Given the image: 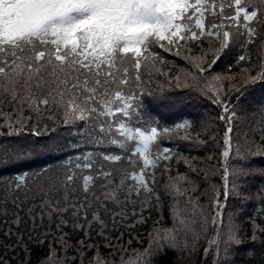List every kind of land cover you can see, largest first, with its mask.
<instances>
[{"label": "snow or ice", "instance_id": "1", "mask_svg": "<svg viewBox=\"0 0 264 264\" xmlns=\"http://www.w3.org/2000/svg\"><path fill=\"white\" fill-rule=\"evenodd\" d=\"M257 40L264 46V0H0V101H3L0 120L10 129L9 134H18L34 117L38 122L42 118L60 116L64 125L73 127L82 122L84 127L77 128L79 136L86 137L92 144L114 146L116 151L106 149L101 154L103 161L117 164L126 158L132 165L131 169H119L120 182L105 195V200H118V194L125 191V202L139 207L132 215L143 222L150 218L143 213L158 209L161 204L155 169L160 168L162 174L171 171L168 162L173 159L174 150L160 149L159 143L173 132L185 130L178 139L197 147L206 145L205 140L199 139V133L196 141L191 140L187 131L191 127L189 121L176 123L171 128L161 127L150 114V104L163 98L165 92V85L152 87L154 72L170 76L156 67L157 62H165L159 50L181 57L193 71L180 69L178 74L170 76L169 84L174 82L176 87L201 94L214 105L223 104L219 117L226 124L222 144L215 135L208 137L222 148L219 168L209 166L213 174L219 171L222 190L211 186L215 197L211 206L216 209L212 217L216 236L204 251L207 255L215 247L214 264H229L232 248L243 241L237 235L238 226L231 215L227 220V232H221L225 226L226 202L230 196L240 197L241 178L250 174L243 167L234 166L232 161L264 158V108L257 110L259 127L253 130L260 131L261 143L256 145L245 139L241 145L239 140L234 142L232 136L236 107L230 102L224 103L221 96L233 93L238 104L249 88L264 85V59L253 63L247 52ZM193 47L199 49L200 55H191ZM236 50L240 54L235 63L244 62L246 67L232 75H207L222 56ZM209 55L213 57L210 61L207 60ZM4 105L10 108L9 112L2 110ZM209 127L204 126L205 134ZM34 134L41 133L34 129ZM153 147L157 148L156 153L152 152ZM133 157L139 159L133 160ZM213 159V156L207 157L209 161ZM196 162L194 158H184L193 173L197 171ZM96 165L94 154L88 152L77 157L74 164L68 161L66 171L58 172L55 178L40 172L34 179L44 176L55 184L63 177V184L67 186L77 178L74 170L91 171ZM96 170L112 183L111 168L105 170L100 164ZM93 181L92 175L83 176L86 193ZM20 187L19 183L15 184L16 189ZM162 190L174 201L173 227H156L160 221H155L153 231L148 234V246L142 253L134 250L135 260L125 262L122 254L121 264H149L151 257L165 247L182 250L177 233L181 227L187 228L189 218L181 216L177 210L181 197L185 207L190 206L191 216L203 215V206L193 195L194 181L188 175L169 176ZM257 198L264 200V190ZM46 206L57 216L69 210L51 203ZM70 207L74 216L83 212L87 218V197L84 202ZM258 212L264 214V207ZM94 219L99 220V216ZM207 222L205 216L204 223ZM100 223L104 227L103 222ZM62 226L57 225V228ZM77 226L83 228V225ZM258 238L264 242V227L255 225L252 240ZM61 242L65 248L69 247L64 237ZM80 246L97 247L84 241ZM54 254L55 249L50 245L49 259ZM95 264L108 262L97 252Z\"/></svg>", "mask_w": 264, "mask_h": 264}, {"label": "trees", "instance_id": "2", "mask_svg": "<svg viewBox=\"0 0 264 264\" xmlns=\"http://www.w3.org/2000/svg\"><path fill=\"white\" fill-rule=\"evenodd\" d=\"M203 47L206 49L207 43ZM159 51L165 61L156 64L161 72L170 73L171 76L178 74L183 68L193 71L181 57L165 53L162 49ZM247 52L251 55L253 63L264 59V46L260 40L250 45ZM183 54L182 52V56ZM239 54V50L228 52L207 75L239 73L242 67H246L244 62L239 65L235 63ZM191 55H200L199 49L193 47ZM211 59L213 57L209 55L207 60ZM170 76L155 72L153 74L152 87L165 85V92L163 98L150 104L151 117L161 127L170 128L176 123L189 121L191 127L187 131L191 140L196 141L199 133V139L205 140L206 145L197 147L192 142L178 139L185 130L175 131L159 143L160 149L168 147L174 150L173 159L168 162L171 171L162 174L160 168L155 169L157 186L161 188V204L158 209L145 211L143 215L150 218L143 222H138L139 217L132 215L134 210L139 211V207L130 201L125 202V191L118 194V200H105V195L120 182L119 169H131L132 165L126 158L117 164L103 161L101 154L106 149L116 151L114 146L87 142L86 137L77 134V128L84 127L82 122L73 127L64 125L60 116H54L53 119L42 118L38 122L34 117L18 134H9L10 129L0 120V264H95L97 252L108 264H121L122 254L125 262L135 260L134 250L142 253L148 246V234L153 231L155 221H160L156 227H173L174 201L171 196L164 194L162 186L167 183L169 176L175 177L177 173H184L194 181L193 195L199 198L198 203L203 206V215L198 213L194 217L191 216L190 206L186 208L184 198L181 197L177 210L181 216L189 218L187 228L181 227L177 233L182 250L165 247L163 251L151 257L149 264H214L215 247L207 255L204 250L208 247V242L216 236V229L212 224L216 209L211 206L215 197L211 186L215 185L218 190H222V180L219 171L213 174L209 166L216 165L217 169L219 168L222 148L217 147L208 137L215 135L222 144L226 124L219 117L223 112V104L214 105L201 94L184 87H176L174 82L169 84ZM183 81L184 76L181 74V84ZM227 85L225 80L226 92ZM221 100L236 107L237 119L232 122L233 141L239 140L241 145H244V140L247 139L256 145L260 144L261 133L253 130L259 127L257 110L264 108V85L249 88L238 104L236 95L230 92L222 95ZM0 105H3V101H0ZM2 110L7 113L10 108L4 105ZM205 125L210 126L206 134ZM34 129L41 134H34ZM88 152L94 154L96 167L91 171L74 170L77 178L70 185L64 186L63 177L55 184L45 180L44 176L34 179L35 174L40 172L55 178L58 172L66 171L68 161L74 164L77 157ZM152 152L156 153L157 148L153 147ZM208 156H213L214 159L209 161ZM184 158L196 159V172L189 170ZM138 159L133 157V160ZM100 164L104 165L105 170H113L111 184L98 175L96 168ZM232 164L243 167L250 174L241 178L240 197L230 196L226 202L225 226L221 232H227V220L231 215L233 223L238 226L237 235L243 241L232 248L229 264H264V242L259 238L252 240L255 225L264 227V214L258 212V209L264 207V200L257 198V194L264 190V158L254 157L247 162L233 160ZM205 172H208L207 179ZM85 175L94 177L87 193L83 189ZM17 183L21 185L19 189L15 188ZM85 197L88 203L86 219L83 212L74 216L70 207L84 202ZM219 198L224 203L223 196ZM49 203L61 209L67 207L69 210L57 216L50 213L46 206ZM94 216H99V220H95ZM205 216L208 221L206 224ZM57 225L63 226L58 229ZM77 225H83V228ZM61 237H64L69 247L63 246ZM81 241L97 247L81 248ZM109 244L111 247L107 246ZM185 244L186 248L183 247ZM50 245L55 249V254L49 259Z\"/></svg>", "mask_w": 264, "mask_h": 264}]
</instances>
